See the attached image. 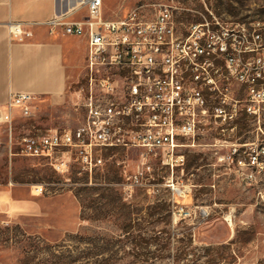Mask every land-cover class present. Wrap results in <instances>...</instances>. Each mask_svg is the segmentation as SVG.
<instances>
[{"label":"rangeland","instance_id":"1","mask_svg":"<svg viewBox=\"0 0 264 264\" xmlns=\"http://www.w3.org/2000/svg\"><path fill=\"white\" fill-rule=\"evenodd\" d=\"M160 2L172 5L183 31L209 9L229 30L264 20V0H103V13L146 3L151 15ZM84 88L83 59L64 97L37 95L29 112L17 109L14 136L75 129ZM211 121L181 146L183 163L139 166L140 149L116 146L92 175L74 162L62 173L46 157L10 156L0 123V188L9 192L0 201V264H264V166L237 159L264 134L245 111L225 133L218 117Z\"/></svg>","mask_w":264,"mask_h":264},{"label":"built area","instance_id":"2","mask_svg":"<svg viewBox=\"0 0 264 264\" xmlns=\"http://www.w3.org/2000/svg\"><path fill=\"white\" fill-rule=\"evenodd\" d=\"M82 3L88 9L83 18L57 13L46 22L87 39L83 120L75 129L17 139L15 110L29 112L37 95L11 91L0 107L10 155L46 157L62 173L74 162L79 172L92 175L105 164V150L116 146L140 149L139 166L183 163L181 146L194 144L198 133L211 128L213 115L225 133L245 111L264 134V20L251 21L250 28L238 21L239 29L229 30L209 9L211 15L201 12L183 31L169 3L160 2L151 15L141 3L119 18L104 15L103 0ZM8 30L12 39L33 34L23 21H10ZM245 153L239 152L240 165L263 167L264 139L250 143Z\"/></svg>","mask_w":264,"mask_h":264},{"label":"crops","instance_id":"3","mask_svg":"<svg viewBox=\"0 0 264 264\" xmlns=\"http://www.w3.org/2000/svg\"><path fill=\"white\" fill-rule=\"evenodd\" d=\"M57 13L79 20L88 9L82 0H0V107L6 105L11 91L62 98L80 75L87 39L65 32L62 26L50 27L46 21ZM10 21H23L33 34L12 39ZM8 197L9 192L0 188V201Z\"/></svg>","mask_w":264,"mask_h":264}]
</instances>
